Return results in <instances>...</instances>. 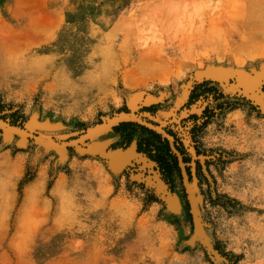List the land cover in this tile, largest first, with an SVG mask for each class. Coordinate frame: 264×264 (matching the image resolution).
<instances>
[{
  "label": "rangeland",
  "instance_id": "374dc122",
  "mask_svg": "<svg viewBox=\"0 0 264 264\" xmlns=\"http://www.w3.org/2000/svg\"><path fill=\"white\" fill-rule=\"evenodd\" d=\"M263 21L264 0H0V103L26 118L0 117V264H264ZM202 81L223 98L185 108ZM123 122L178 124L190 179L122 150Z\"/></svg>",
  "mask_w": 264,
  "mask_h": 264
},
{
  "label": "trees",
  "instance_id": "16d2710c",
  "mask_svg": "<svg viewBox=\"0 0 264 264\" xmlns=\"http://www.w3.org/2000/svg\"><path fill=\"white\" fill-rule=\"evenodd\" d=\"M211 81H202L195 83L189 93L185 108L189 109L195 105L198 100L216 102L223 98V94L212 86ZM261 92L264 93V84L261 86ZM155 107L146 109L153 112ZM223 105L219 104L215 108L208 109L206 107L200 115H191L187 119L180 122L191 123L189 130L186 132L190 137L195 134L214 117V110H220ZM0 117L7 119L8 124L13 127L22 129L26 122L25 116L14 107L8 109L0 103ZM179 122V123H180ZM178 124L171 123L161 128V132L153 128L140 125L135 122H123L112 128L114 133L121 137V143L118 145L122 150L129 148L133 143L137 154L144 156L148 161L154 164L155 170L160 176V179L172 189V177L174 173L179 176L185 174L190 179L189 169L184 165L188 163V156L186 154L185 146L182 138L178 135V130H175ZM142 133V137L134 142V135L137 131Z\"/></svg>",
  "mask_w": 264,
  "mask_h": 264
},
{
  "label": "water",
  "instance_id": "95a60500",
  "mask_svg": "<svg viewBox=\"0 0 264 264\" xmlns=\"http://www.w3.org/2000/svg\"><path fill=\"white\" fill-rule=\"evenodd\" d=\"M183 177L186 178L185 174H183ZM185 189H186V193H187V196H188V202H189L190 212H191L193 221H194V223L196 225H199V218H198L197 211H196V206H195V203H194V197H193L188 185L185 186Z\"/></svg>",
  "mask_w": 264,
  "mask_h": 264
},
{
  "label": "bare ground",
  "instance_id": "6f19581e",
  "mask_svg": "<svg viewBox=\"0 0 264 264\" xmlns=\"http://www.w3.org/2000/svg\"><path fill=\"white\" fill-rule=\"evenodd\" d=\"M251 8H252V6L250 7V9H251ZM253 8H255V7H253ZM246 10H247V9H246ZM248 11H249V8H248ZM250 11H251V10H250ZM254 11H256V10H254ZM252 12H253V10H252ZM252 12H250V13H252ZM253 13H254V12H253ZM253 13H252V14H253ZM260 19H261V18H260ZM260 19H259V20H260ZM260 21H261V20H260ZM260 21H259V22H260ZM251 23H252V21H251ZM255 23H256V22H255ZM260 23H261V22H260ZM263 23H264V21H263ZM263 27H264V25H263ZM251 49L254 50V48H251ZM258 51H259V50H258ZM254 52H255V51H254ZM254 52H253V53H254ZM236 55H237V54H236ZM250 57H251V56H250ZM235 58H237V57H234V59H235ZM141 61H142V60H141ZM236 62H237V61H236ZM239 62H240V60L238 61V63H239ZM141 66H142V65H141ZM137 68H138V67H137ZM212 69H213V68H212ZM221 72H222V71H221ZM219 73H220V72H219ZM165 74H166V73H165ZM133 75H134V74H133ZM166 75H167V74H166ZM166 75H165V76H166ZM212 75H213V74H212ZM212 75H211V76H212ZM214 75H215V74H214ZM223 75H224V74H223ZM223 75H222V76H223ZM163 77H164V76H163ZM216 77H219V76H216ZM211 78H212V77H211ZM220 78H221V77H220ZM130 79H132L131 76H130ZM31 190H32V188H31Z\"/></svg>",
  "mask_w": 264,
  "mask_h": 264
},
{
  "label": "crops",
  "instance_id": "0c3cea01",
  "mask_svg": "<svg viewBox=\"0 0 264 264\" xmlns=\"http://www.w3.org/2000/svg\"><path fill=\"white\" fill-rule=\"evenodd\" d=\"M113 133H114V132H113ZM118 135H119V134H118ZM119 138H120V141H121V137H120V135H119ZM139 138H140V137H139ZM139 138H137V139H139ZM135 141H136V140H134V142H135ZM128 149H131L135 155H137V156H142V155L136 153L134 143H133ZM143 157H144V156H143ZM145 159H146V158H145ZM146 160H147V159H146ZM149 162H150V161H149ZM150 163H151V162H150ZM152 164H153V163H152ZM153 165H154V164H153Z\"/></svg>",
  "mask_w": 264,
  "mask_h": 264
}]
</instances>
